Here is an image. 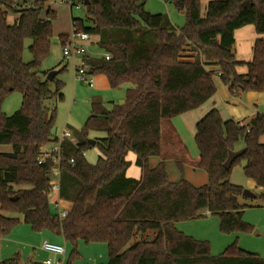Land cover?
<instances>
[{"label":"trees","instance_id":"obj_1","mask_svg":"<svg viewBox=\"0 0 264 264\" xmlns=\"http://www.w3.org/2000/svg\"><path fill=\"white\" fill-rule=\"evenodd\" d=\"M48 1L0 0V144L12 146L11 152L0 153V239L19 223L8 214L20 213L34 231L47 230L70 242L71 259L79 256L78 242L85 241L105 243L108 264H264L262 256L237 242L214 256L209 242L184 234L175 224L211 214L219 217L223 233L252 231L239 202L244 188L230 177L233 167L244 162L246 176L263 190L257 197L264 200V113L240 123L224 120L212 109L197 123V167L208 175L205 184L187 180L180 162L177 182L170 180L165 160L155 166L150 162L161 156L163 121L212 98L217 91L214 75L234 95L264 91V0H210L205 12L202 0H167L186 14L180 28L167 14L147 11V0H89L86 19L72 17L111 56H85L90 73L107 75L113 89L130 86L125 103L111 110L94 99L77 138L62 141L64 218L51 210L55 163L51 158L39 162L43 148L59 140L53 129L57 105L65 99V83L54 78L52 90L41 68L51 52L57 18ZM248 24L261 37L248 71L240 74L235 31ZM69 36H59L62 47ZM27 39L33 59L26 63ZM15 91L22 95V106L7 115L3 103ZM93 131L106 135L95 138L101 152L95 164L85 158ZM240 145L245 152L225 167L229 152ZM130 151L137 154L139 179L127 175ZM20 263L16 255L1 264Z\"/></svg>","mask_w":264,"mask_h":264},{"label":"rangeland","instance_id":"obj_2","mask_svg":"<svg viewBox=\"0 0 264 264\" xmlns=\"http://www.w3.org/2000/svg\"><path fill=\"white\" fill-rule=\"evenodd\" d=\"M209 1L210 0H202L203 12H205V7ZM47 5L56 10L57 18L53 23L51 52L50 55L42 62L41 68L43 71L47 72V79L49 72L55 70L57 71V74L54 78L60 79L65 83L63 90L65 99L57 105V119L53 131L56 134H60L65 128H69L73 134V138H77L80 130L84 127L91 114V102L93 99L98 98V95L94 88H91L88 84H85L76 78V69L73 60L65 59L59 36L65 32L71 34L73 31L72 17L86 19L87 12L84 6H82V8H77L75 6L71 10L69 5L64 3L63 0H49ZM146 10L154 14H167L171 18V22L175 27L178 26L180 28L186 23V14L182 11H178L173 3L167 0H147ZM14 19L15 15L11 13L8 18L9 22L13 23ZM86 24H88L87 20ZM94 40H98V37H94ZM31 44V39H27L25 41L23 57L26 63L33 59L29 49ZM89 51L93 57H101L104 53L96 43L90 45ZM64 66L66 68L60 72ZM53 80H49L50 88L52 90L55 89V82ZM129 86V84L122 85L121 88L112 89L109 93L115 96L114 99L119 103L121 99H125L126 90ZM122 95L124 97H122ZM110 98L112 99V97L103 98L106 101L107 106H109L108 100H110ZM21 106L22 95L20 92L15 91L4 100L3 111L7 115H12L19 110ZM173 123V119L163 121L161 154L166 158H177L180 161H186L189 159L193 160L197 158L198 148L192 139L190 140L187 137V142H185L186 145H183L182 143H175L173 138ZM105 136V133L102 132L93 131L90 133V139ZM100 155L101 152L98 146H92L85 152V158L92 164L97 163ZM127 159L131 163L127 170V175L132 178H141V169L136 164L137 154L134 151H130L127 155ZM156 159V157L151 158L153 165L157 163ZM172 159H168L169 164H167V171L170 180L177 182L181 179L182 175L178 166L174 164ZM184 177L190 182L192 181L193 184L197 183V186L208 182V175L204 170H199V172L196 173H191V171L188 170L187 176H185L184 173ZM230 181L236 185L242 186L244 189H249V178L246 176L244 171V162L242 164H236L233 167ZM253 192L255 194H261L263 190L256 186ZM53 198L54 195H51V210L54 213H59L58 208L55 203H53ZM239 202L242 206H244V220L253 227L251 232L223 233L220 230L219 217L211 214L195 219L180 220L178 221L179 230L194 239L209 242L210 252L214 256L220 255L228 246L237 242V245L241 248L257 253L264 258V200L258 197L251 198L242 195L239 197ZM26 229L32 228L28 224L20 225L19 223L7 236L0 239L1 258L5 256H13L16 252H18L14 251V249L16 250V248H20L22 253L20 251L21 256H18L20 257L21 264H35V262H41L36 259H31L30 257V255H33L34 248L38 251L41 244L39 241L28 242V232ZM50 235L54 234L51 233ZM6 238H9V240L4 242V239ZM50 239L54 240L55 237L52 236ZM25 243H28L30 247L28 252L25 251ZM65 245L67 247V253L64 258L61 257L60 264H108L109 254L105 243L87 244L85 241H79L77 246L79 256L73 259L70 258L74 249L73 245L67 241L65 242ZM51 258L57 260V258L52 254Z\"/></svg>","mask_w":264,"mask_h":264},{"label":"crops","instance_id":"obj_3","mask_svg":"<svg viewBox=\"0 0 264 264\" xmlns=\"http://www.w3.org/2000/svg\"><path fill=\"white\" fill-rule=\"evenodd\" d=\"M170 20H171V18H170ZM176 27H178V26H176ZM62 34H68V33L65 32ZM260 37L261 36L257 33L256 27L253 24L245 25L241 28H238L235 31V44H234L233 50H234L236 60L238 61V66H237V72L238 73L245 74L248 71L247 64L253 58L254 46L256 44V41ZM97 42H98V40H94V38H93V41L90 43V45H92L94 43L97 44ZM90 45L88 46V51H87L86 56L93 57L89 51ZM104 54H105V52L101 56H104ZM73 63L75 66L74 60H73ZM208 68L216 69L215 66H208ZM93 77H94V86H92V87L90 86V87L95 89V91L98 95V99H101V101L104 103V106L107 109L111 110L115 104H119V103H118V101H116L114 99L115 96H113L111 93H109L113 88L110 86L109 79H108L107 75H105L103 73H96V74H93ZM213 80H214V84L216 86L217 91H216V94L212 98H210L208 101H206L200 107L193 109V110H190L188 112H185L183 114H180L179 116H176L175 118H173V120H174V123H173L174 124L173 125L174 126V128H173L174 137L173 138H174L175 143H180V144L182 143L183 145H186L185 142H187L186 139H188V138L190 140L192 139L195 142V135L197 132V129H196L197 123L212 109H217L220 112V115L224 120H234V121L240 122V123H245L247 120L253 118L257 114L264 113V91H249L246 93H239V94L234 95V94H231V92L229 90V86L226 85L222 81L221 77L218 74L214 75ZM105 95H107V96H105ZM104 97H106V98L112 97V99L110 98V100H108L109 106L106 105V101L103 99ZM122 97H124V96L122 95ZM95 99H97V98H95ZM91 104H92V102H91ZM65 129L70 130L69 128H65ZM62 132L60 134H57V135L60 137ZM70 132H71V130H70ZM72 137H73V134L71 133V137L69 139H71ZM162 137H163V123H162ZM261 142L264 143V135L261 137ZM239 147H240V149H243V148H241L242 146H239ZM240 149H238V150H240ZM11 151H12V146L10 144H0V153H9ZM156 158H157L156 159L157 163L155 165H157L162 160H165L166 163L169 164L168 159L169 158L172 159V157L166 158L162 154H161V156H157ZM198 160H199V152L197 154V158H195L193 160L189 159L186 161H180L177 158L172 159V161L176 165L178 162L183 164L185 176H187L188 170H190L191 173H193V172L196 173V172H199V170H201L197 167ZM150 162H151L152 166H155L152 164L151 160H150ZM248 183H249L248 188L252 191L257 186L256 182L250 178H249ZM53 203H55V196L53 198ZM8 216L12 217V218L19 219L20 225L21 224H27L24 220L23 214L9 213ZM175 224H176L177 228L179 229L178 222H176ZM26 230L28 232V236H27V238L29 239L28 242L39 241V243L42 245L41 241L43 239L44 240L45 239L52 240L58 244L64 245V247L66 248V253H67V247L65 245L66 239L63 236L55 235V234L50 235L52 232L46 231V230H44V231H34L33 229H26ZM49 232H50V234H49ZM52 236L55 237L54 240L50 239ZM62 237H63V239H62ZM8 240H9V238H6V239H4V242L5 241L7 242ZM100 243H102V242H100ZM25 244H26L25 251L28 252L30 247H29L28 243H25ZM41 245H40V249L38 251H36L35 250L36 248H34L33 255H30L31 259H36L37 261H41V262H35V264H43L44 260L51 257V254L49 252L45 251L44 249H42ZM14 251H18V252H16L11 257L10 256H5L2 258L0 257V264L5 260H8V259L15 257L16 255L21 256L20 251L22 253V250L20 248H16V250L14 249ZM65 256H66V254L62 255V256H57L56 258H57V260L61 261V257L64 258ZM6 257H8V258H6Z\"/></svg>","mask_w":264,"mask_h":264},{"label":"built area","instance_id":"obj_4","mask_svg":"<svg viewBox=\"0 0 264 264\" xmlns=\"http://www.w3.org/2000/svg\"><path fill=\"white\" fill-rule=\"evenodd\" d=\"M64 3L69 5L71 9L73 7L82 8L85 6L84 0H63ZM73 31L71 32L69 39L63 46V54L66 60L72 59L75 61L76 78L89 86H94V77L90 73L88 66L84 61V57L87 55L88 46L93 41L94 36L90 33L80 30L77 27V23L73 22ZM104 57L110 59L109 53H105ZM77 61V62H76ZM71 137V132L65 129L59 137L57 142L50 144L48 147L43 148L41 155L39 156V162L42 163L46 159L51 158L55 165L51 170L50 187L51 193L55 196V205L59 210V215L61 218L66 217L67 210L62 205L60 199V188H61V151H62V141L69 139ZM42 249L54 255V257L62 256L66 254V248L64 245L52 242L50 240H43ZM60 260H55L53 258H48L43 261V264H60Z\"/></svg>","mask_w":264,"mask_h":264},{"label":"water","instance_id":"obj_5","mask_svg":"<svg viewBox=\"0 0 264 264\" xmlns=\"http://www.w3.org/2000/svg\"><path fill=\"white\" fill-rule=\"evenodd\" d=\"M90 3L89 0H84V4L88 5ZM57 74V71L53 70L49 72L48 79L53 80L55 75ZM125 103V99H121L119 101V104L122 105ZM96 139H90V143L92 146L96 145ZM245 152V149H240V150H235V151H230L227 160L224 163V166L229 168L232 166L233 162L235 161L236 158L241 156ZM243 195L246 197H251V198H256L257 194H255L252 190L250 189H244Z\"/></svg>","mask_w":264,"mask_h":264}]
</instances>
